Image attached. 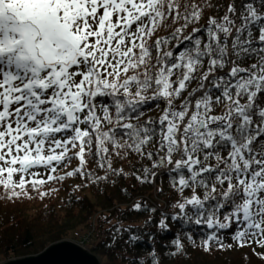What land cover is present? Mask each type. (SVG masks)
Returning a JSON list of instances; mask_svg holds the SVG:
<instances>
[{"label": "snow or ice", "instance_id": "snow-or-ice-1", "mask_svg": "<svg viewBox=\"0 0 264 264\" xmlns=\"http://www.w3.org/2000/svg\"><path fill=\"white\" fill-rule=\"evenodd\" d=\"M203 11L181 0H0V188L7 198L30 199L29 186L43 198L48 182L90 175L84 165L93 147H126L152 159L145 146L158 136L163 155L153 167L171 166L173 188L192 193L171 218L192 220L191 208L195 224H235L240 247H264V0L230 3L219 21L209 17L206 40L194 39L199 28L183 36L194 46L178 55L164 50L169 37L153 40L169 21H184L171 33L181 37ZM101 97L111 103L98 104ZM150 100L165 103L159 131L151 120L132 122ZM72 158L79 167L54 175ZM158 226L167 229V217ZM213 240L215 232L205 251Z\"/></svg>", "mask_w": 264, "mask_h": 264}, {"label": "trees", "instance_id": "trees-1", "mask_svg": "<svg viewBox=\"0 0 264 264\" xmlns=\"http://www.w3.org/2000/svg\"><path fill=\"white\" fill-rule=\"evenodd\" d=\"M181 2L199 4L204 11L201 19L189 24L177 39H171V33L184 23L182 20L174 24L169 21L157 31L153 40L156 37H169L170 42L164 50L173 51L174 56L194 46L192 41L183 40V36H188L193 28H199L200 31L193 34L194 39L206 40L209 17L219 21L226 14L230 3L239 5L241 0ZM255 4L259 7V0H255ZM256 46H261L258 41ZM253 62L254 59H249L242 66ZM195 86L193 82L191 87ZM182 99L177 100L176 105ZM101 102L110 104L111 98H98L97 103ZM164 107L163 101L150 100L140 107L142 114L138 121L135 119L136 114H131L132 122L142 124L151 120L153 123L150 127L159 131L160 126L156 121ZM221 111L222 108L216 110L217 114ZM104 130H107V126ZM115 136L121 144L127 141L122 129H118ZM158 139L157 136L145 146L146 152L154 153L152 159L126 147L115 148L108 144V153H96L93 147L92 153L86 154L87 162L84 165V171L90 175L77 174L62 181L48 182L39 189L49 193L43 198L29 186L30 199L21 197L9 200L0 188V262L36 255L49 244L62 241L73 229L83 228L93 222L96 224L95 241L90 253L99 258V264H264V247L258 244L255 245L258 248L250 254L238 252L231 256V247L238 246V242L233 239L238 225L234 224L228 229H209L205 224L197 225L191 208L188 215L192 220L171 218L179 212L174 207L177 201L192 193L190 189H185L181 196L173 188V180L178 176L176 172L169 171L171 166L153 167L158 156L163 155L157 147ZM109 162L111 169L108 168ZM101 163L104 167L100 166ZM79 166L78 158H72L60 164L54 175H64ZM35 171L40 172V168L37 167ZM46 172H42L41 177L44 179ZM184 175L188 173L185 171ZM104 176L107 179L97 180V177ZM137 177H141L143 182ZM198 191L203 193L202 189ZM137 203L141 205L138 210L133 207ZM161 203L166 206L163 208ZM165 217L168 228L161 229L158 222ZM213 232L219 242L211 241L210 250L205 251L204 241ZM176 240L183 245L180 251H177ZM220 244L224 247L221 248Z\"/></svg>", "mask_w": 264, "mask_h": 264}, {"label": "water", "instance_id": "water-1", "mask_svg": "<svg viewBox=\"0 0 264 264\" xmlns=\"http://www.w3.org/2000/svg\"><path fill=\"white\" fill-rule=\"evenodd\" d=\"M99 258L71 240L51 244L36 255L1 264H99Z\"/></svg>", "mask_w": 264, "mask_h": 264}, {"label": "rangeland", "instance_id": "rangeland-1", "mask_svg": "<svg viewBox=\"0 0 264 264\" xmlns=\"http://www.w3.org/2000/svg\"><path fill=\"white\" fill-rule=\"evenodd\" d=\"M40 168V174H41V176H42V172L45 170V171H47L45 168H43V167H39ZM37 168H35V169H33L34 171L36 170ZM47 174H48V172H46L45 173V177L47 178ZM91 224H94L95 226H96V224L95 223H93V222H91L89 225H91ZM89 225H86L85 227H83V228H75V229H73L68 235H67V237H65L63 240H71V241H73L74 240V237H73V232L74 231H80L82 234H84V233H86V231H87V229H88V226ZM62 240V241H63ZM57 243V242H56ZM52 244H54V243H52ZM51 244H49L48 246H50ZM92 245H93V243H92ZM92 245H89L88 247H92ZM255 245H256V243H252L251 241L250 242H248V243H246L245 244V246L244 247H240L239 245L237 246V245H234L233 247H231V252H230V254H231V256H233V255H236L238 252H244L245 254H250L251 252H253L255 249H257L258 247H255ZM48 246H46L45 248H47ZM45 248H43L42 249V251L45 249ZM41 252V251H40ZM39 252V253H40ZM89 252H91V251H89ZM17 258H20V257H16V258H9V259H6L5 261H2V262H0V264L1 263H4V262H7V261H9V260H12V259H17ZM22 258V257H21Z\"/></svg>", "mask_w": 264, "mask_h": 264}, {"label": "built area", "instance_id": "built-area-1", "mask_svg": "<svg viewBox=\"0 0 264 264\" xmlns=\"http://www.w3.org/2000/svg\"><path fill=\"white\" fill-rule=\"evenodd\" d=\"M163 208L166 206L164 203H161ZM74 240L73 242L77 243L83 248H86L88 251H90L91 247H88L89 245H92L95 241V225L91 224L88 226V229L86 233L82 234L80 231H74L73 232Z\"/></svg>", "mask_w": 264, "mask_h": 264}]
</instances>
